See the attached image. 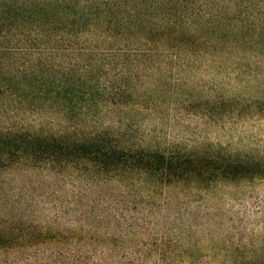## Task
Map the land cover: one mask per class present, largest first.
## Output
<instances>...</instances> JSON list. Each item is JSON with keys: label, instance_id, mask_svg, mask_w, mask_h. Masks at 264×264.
<instances>
[{"label": "trees", "instance_id": "16d2710c", "mask_svg": "<svg viewBox=\"0 0 264 264\" xmlns=\"http://www.w3.org/2000/svg\"><path fill=\"white\" fill-rule=\"evenodd\" d=\"M250 59L264 60V0H0V110H19V129L0 130V169L19 164L84 180V224L64 238H85L86 250L69 252L68 264H195L201 258L167 238L168 225L151 228L144 217L161 213L166 205L157 199L173 190L264 181V159L145 150L126 130L96 121L148 110L178 83L174 74L216 63L220 71L227 62L241 69ZM156 75L157 88L148 89ZM217 103L264 121V94ZM208 104L182 100L180 106L193 111ZM23 116L65 120V127L44 134L30 130ZM61 237L19 221L21 251ZM16 241L0 232V250ZM92 242L113 249L104 246L101 263L89 250ZM129 244L139 249L130 251Z\"/></svg>", "mask_w": 264, "mask_h": 264}, {"label": "rangeland", "instance_id": "374dc122", "mask_svg": "<svg viewBox=\"0 0 264 264\" xmlns=\"http://www.w3.org/2000/svg\"><path fill=\"white\" fill-rule=\"evenodd\" d=\"M219 64L171 76L178 83L167 96L153 101L156 110L149 105L148 110L141 107L136 114L129 109L126 119L108 113L93 121L99 127L126 130L127 139L145 150L208 151L264 159V121L231 114L226 106L217 103L221 98L243 102L263 96L264 60L250 59L241 69L230 68L231 63L227 62L220 71ZM151 79L146 87L156 89L157 75ZM182 100L209 104L193 111L184 110L180 106ZM132 116L136 121L126 128ZM22 120L30 130H42L44 134L65 127V120L29 116ZM86 128H90L87 123L84 132ZM1 129H19L17 107L6 113L0 110ZM78 176L70 171L29 170L19 164L0 169V232L11 233L17 240L13 247L0 250V264H68L65 258L69 252L86 250L85 238H64L84 224L81 211L87 190ZM157 202L166 206L161 213L145 216L146 223L151 228L156 222L168 225L170 231L164 234L167 238L180 240L183 249L201 255L195 264H264V181L221 184L206 191L173 190L168 198L159 197ZM19 221L34 224L43 232L60 233L62 237L21 251ZM148 236L145 235V241ZM104 246L108 248L105 252L113 250L99 242H92L89 247L97 263H101ZM125 247L130 251L139 249L131 244ZM219 253L220 257L214 256Z\"/></svg>", "mask_w": 264, "mask_h": 264}]
</instances>
